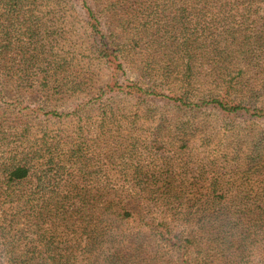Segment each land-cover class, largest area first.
<instances>
[{
	"label": "trees",
	"instance_id": "trees-1",
	"mask_svg": "<svg viewBox=\"0 0 264 264\" xmlns=\"http://www.w3.org/2000/svg\"><path fill=\"white\" fill-rule=\"evenodd\" d=\"M73 2L0 0V264H116L131 220L196 226L182 264H264V131L235 124L264 119V0H81L86 71L53 52Z\"/></svg>",
	"mask_w": 264,
	"mask_h": 264
},
{
	"label": "rangeland",
	"instance_id": "rangeland-1",
	"mask_svg": "<svg viewBox=\"0 0 264 264\" xmlns=\"http://www.w3.org/2000/svg\"><path fill=\"white\" fill-rule=\"evenodd\" d=\"M70 5L67 6L61 12L62 15L60 17L64 21L63 25H65V32L62 33V36H56L53 38V40H51L52 45L54 47L53 52L60 53L62 55H69L71 59H69L70 62L68 63V65L71 68L81 67L86 71V67L93 65L91 70H95L99 66V61L96 60L95 57H92L91 50H89L91 40H89V30L87 29V25L85 23L84 12L81 8V0H74L73 6L70 7ZM71 85L72 84H69V87H71ZM28 87L30 86H27V88ZM27 88L25 87L24 90ZM41 95V93H36L34 94V97L38 98L37 101L40 103L39 105L45 107L46 109H70L76 101L82 98V96L79 95H70L69 92L68 94L62 92L57 95H54L52 96V99H47L46 96ZM162 106L163 105H160L158 107L160 108ZM173 111L174 109L172 108L170 112ZM202 118H204V123L201 125L197 136H199V132L201 130L209 131L212 126L213 119H215L212 112L209 111ZM235 124L242 127H247L249 130H254V133L264 131V119H249L246 117H235ZM192 181L193 178L191 177L188 182H190L191 184ZM190 197L191 196L189 195H185L182 197L183 199L181 198L180 201H182V206L180 207V209L182 211L184 209L188 210V208H190V206L193 204L192 201L189 202L188 200ZM185 225L180 226L179 228L175 229L173 233L169 234V232H167L165 229H159L158 231H156L153 230V228L140 227L138 226L137 221L133 222L131 220L127 222V224H124L121 229L116 230L115 235H102L99 239H105L107 242H109L112 238L115 239V242H111L109 244V247L112 250L115 249V251L120 253L119 258L121 260L116 264H182V261L191 258L189 257L190 253L195 254L191 259L195 260L194 262H196V258L194 257L196 256V251L198 248L194 249V247H200L201 244L198 243V241L200 240L193 238L191 239L192 242L190 243V245L186 243V245L189 246L188 249H190L191 251L189 252V254H187V256H184L182 259H179V254H182L184 251H180L181 253H178L177 250L173 247L174 245H172L173 242L171 240L173 239L175 232L180 234V238L182 239V241L185 239L188 240V236L193 234V232H191V229L196 226L190 227L186 225V227L188 226V228H185ZM75 235L77 236L79 235V233L70 234L71 237H75ZM72 243L77 244L78 242L74 240H70L67 242V244ZM83 245H85V242H82L80 246L81 253L78 252V255L75 256L77 258L73 259V257L72 262L75 264H92L93 260H89L87 257L84 256L82 250ZM97 253V251L94 254L91 253V259H94V255H97ZM83 256L86 258V260L83 259ZM103 257L104 255L101 256V258ZM200 257H202V254H200ZM58 260L59 258L56 259V261ZM102 264L110 263L107 261H103ZM113 264L115 263L113 262Z\"/></svg>",
	"mask_w": 264,
	"mask_h": 264
}]
</instances>
